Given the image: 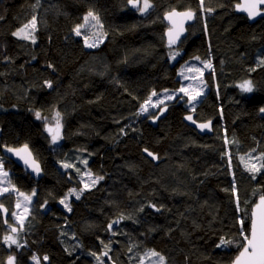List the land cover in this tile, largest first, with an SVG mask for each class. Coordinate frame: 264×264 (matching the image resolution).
<instances>
[{"label": "trees", "instance_id": "16d2710c", "mask_svg": "<svg viewBox=\"0 0 264 264\" xmlns=\"http://www.w3.org/2000/svg\"><path fill=\"white\" fill-rule=\"evenodd\" d=\"M237 1L204 0L201 7L200 0H149L141 12L128 0H0V147L29 145L44 170L35 179L4 156L15 187L36 195L16 244L5 239L11 230L0 211V263L15 255L17 264H36L33 257L96 264L95 255L107 251L116 264H136L149 248L164 264L232 262L243 243L239 220L247 232L264 194V169L249 171L243 158L254 151L264 163V16L249 21L235 10ZM172 9L196 11L175 61L164 19ZM89 11L106 34L95 47L74 32ZM33 17L36 42L13 35ZM194 56L211 61L209 89L193 110L179 98L150 123L141 105L154 91L179 88V68ZM246 77L254 82L251 94L238 86ZM53 110L62 118L58 145L35 119ZM189 111L199 121L213 119V133L187 124ZM106 146L112 162L83 190L75 213L46 221L45 207L82 186V163ZM16 198L0 196L9 222ZM222 238L232 243L218 247Z\"/></svg>", "mask_w": 264, "mask_h": 264}, {"label": "rangeland", "instance_id": "374dc122", "mask_svg": "<svg viewBox=\"0 0 264 264\" xmlns=\"http://www.w3.org/2000/svg\"><path fill=\"white\" fill-rule=\"evenodd\" d=\"M142 6H143V2H142ZM88 13H86V16L88 15ZM92 13L99 18V24H97L96 21L93 20L91 17H89L87 21L84 18L83 23L80 24L83 25V27L80 28L81 34L80 35L76 34L77 27L74 30L75 35L77 37L83 38L85 44L88 47L91 44H95L96 46H98L106 38V34L102 27V22L100 20V17L96 13L94 12ZM32 20L33 19L29 20L26 24H24V25H28V28H26L24 32L21 35H19V37L31 39L34 42H36L37 21L35 18V28L33 29L30 23ZM24 25L21 26L19 29H17L15 32L23 28ZM181 54H182L181 49H179L178 47H172L170 55L173 61H175ZM197 57L199 59H197ZM209 63L211 64V61L208 58L202 56H194L185 60L179 68V76L181 79L180 87L176 89L168 88V89H163L161 91L152 92L150 96L141 105L139 109V114L143 116H152L154 113L157 112V110L162 104L175 101L176 99L179 98H182L188 110H193L200 101V99L205 95V93L209 89V84L205 77L206 73L212 68V64L211 67H207V64ZM246 80L251 81L252 84L251 92L244 91L241 88V84ZM238 86L240 90L245 94H251L254 91V82L252 81V79L247 77L241 79L238 82ZM182 88L187 89V92L181 91ZM153 93H155V95H153ZM197 93H199V95H197ZM192 96H195L196 99L190 100V97ZM146 101L148 103H146ZM142 107L146 108L147 111H143ZM36 114H35V119L39 121V123L41 124L44 134L47 137H49L52 144L58 145L63 140V134H61V136L58 138L57 141L53 140V134L55 133L57 124L58 123L62 124V118L59 112L57 110H53L49 115H43L39 113L40 114L39 118L37 117ZM49 129H51V131H49ZM243 156H244L243 157L244 161L248 167L255 165L257 168H260V165L262 163L260 161V156L254 154V151H249L243 154ZM112 159H113L112 149L110 146H106L103 149V151L100 154H98L96 157L88 160L87 162H85V164L83 162L82 165H84L85 167L80 175L82 186L71 187L57 204L47 205L45 207V212H46L45 220L48 221L51 214H58L63 217H70L71 215H73L77 209V205H78L77 201L81 196L83 190L94 185L101 177H103L106 174L107 168L111 164ZM6 161L7 159L4 157V155L1 153L0 150V196L7 192H13L16 195L17 198L11 213V220L13 223L19 225L21 228H24L27 217L33 207V202L35 199L36 192L35 191L30 193L23 192L15 187V185L11 182L10 179L11 169L7 168ZM61 166L63 168L66 167L64 163H62ZM4 173H7V175H3ZM5 189H7V191H5ZM16 234L17 233L11 231L6 236H11L13 239H15L17 243L19 239L18 236H16ZM6 241L10 245L16 244V243H12L11 240H6ZM152 252L159 253L156 250L149 248L145 251V253L141 255L140 259L136 264H161L159 256L162 255L159 253V256H154L151 254ZM95 260H96V264H116L114 261H112V259H110V255L107 251H104L100 255L99 254L95 255ZM32 261L36 264H41V261L37 257H35V259H33Z\"/></svg>", "mask_w": 264, "mask_h": 264}, {"label": "snow or ice", "instance_id": "6c2138e0", "mask_svg": "<svg viewBox=\"0 0 264 264\" xmlns=\"http://www.w3.org/2000/svg\"><path fill=\"white\" fill-rule=\"evenodd\" d=\"M130 4L133 5V7H137L140 5V0H128ZM204 0H200V6L203 7ZM151 7V4L149 0H143V6L139 7V11L144 12L147 11L148 8ZM237 8H242V10L246 11L249 15V17H255L257 15H261L264 13V0H244L243 5H237ZM207 12L213 11V9L208 8L205 9ZM194 16V13L192 10H187L185 12H176L173 10L172 12L166 14V18L169 20H173V17H182L184 19H192ZM91 17L93 20L96 21L97 24H99V18L95 16L91 11H89L88 15L85 17V20L87 21L88 18ZM32 28H35V17H33V20L30 22ZM173 23H175L173 21ZM83 25H79L76 28V34L80 35V28H82ZM28 28V25H24L23 28H21L19 31L14 32V36L21 35L24 30ZM182 30V29H181ZM169 44L175 43L176 39L179 38V33L177 32L175 36H173V29H169ZM34 39V37H33ZM87 41V38H86ZM95 44L89 45V47H95ZM197 59H199L197 57ZM264 63V62H262ZM207 67H211V64H207ZM49 86H51V83L48 82ZM241 88L244 91L251 92L252 91V84L251 81H244L241 84ZM183 92H187V89H181ZM155 95V93H153ZM199 95V93H197ZM196 97L192 96L190 97V100H195ZM146 103H148L146 101ZM143 111H147L146 108L142 107ZM262 112H264V108L261 109ZM39 118L40 114H36ZM188 119H191L189 116ZM202 128L208 127L207 124L201 125ZM51 131V129H49ZM58 138V136H53V140L55 141ZM27 149V146L25 145V150ZM9 151H12V149H9ZM147 152V149H145ZM149 155H153L152 153H148ZM17 155H19V151H17ZM30 155V154H29ZM262 159H264V154H262ZM25 163H28V160H25ZM33 166L36 168L37 171H39L38 166L35 165L33 162ZM261 169H264V163H261L260 168H257L255 165H252L249 168V171L252 172H259ZM3 175H7V173H4ZM102 179V177H101ZM7 191V189H5ZM235 188H233V192L235 193ZM237 204H239V197L237 196ZM239 224L241 225V231L240 235L243 239V243L241 244L242 250L239 252V255L236 257L234 264H264V195H261L259 198V203H257L251 213V225L250 228L247 230V232L244 229L245 220L241 219L239 220ZM16 229H13V232H15ZM6 240H11L12 243H16L15 239H13L11 236H6ZM232 243L231 240L222 238L220 241V244L217 245L218 247L222 245H228ZM154 256H159V253L152 252L151 253ZM35 259V257L33 258ZM45 260L48 259V257H44ZM161 264H163L164 257L159 256ZM13 257H9V264H12Z\"/></svg>", "mask_w": 264, "mask_h": 264}, {"label": "water", "instance_id": "95a60500", "mask_svg": "<svg viewBox=\"0 0 264 264\" xmlns=\"http://www.w3.org/2000/svg\"><path fill=\"white\" fill-rule=\"evenodd\" d=\"M141 2L142 1L140 0V5H138L137 7H133L132 4H130V3L129 4L133 8V10L138 11L139 7H141V4H142ZM243 3H244V0H238L235 3V10L238 13H242V14L246 15L248 17L249 21L253 22V21L259 19L260 17L264 16V13H262L261 15H257L255 17H249V15L246 11L242 10V8L236 7L238 4L243 5ZM173 10H175L176 12H185L187 10H192L194 13V16L190 20L184 19L182 17H173V20L167 19L166 14L172 12ZM164 19H165L166 23L168 24V28L166 29V32H165L167 44H168V46H176V45L180 44L181 40L184 37L187 36L189 25L193 24L196 21V11L194 9H183V10L172 9V10L167 11L164 14ZM173 21L175 23H173ZM169 29H173V36H175L177 32L179 33V38L176 39L175 43H173V44H169V35H168ZM181 101H182V98L179 99V102H181ZM170 106H171L170 103L162 104L159 107V109L157 110L155 115L149 116V118H148L149 122L154 124V125H157L158 121L168 114ZM189 116L191 117V119H188ZM195 116H196L195 111H189V112L184 114L183 119L185 122H187V124L196 128L198 130V132H200L201 134H206V133L212 134L213 133V119L205 120V121H199L195 118ZM204 124H207L208 127L202 128L201 125H204ZM62 130L63 129H62L61 123H58L53 136L55 135V136H58V138H59L62 134ZM58 138L55 141H57ZM25 145L27 146L26 150H25ZM0 149H1V152L3 153L4 156H6V157L10 158L11 160L17 162L22 168H24L35 179H41L42 176L44 175V170H43L42 164L36 158L35 154L31 150L29 145H27V144H22L19 146L2 145L0 147ZM9 149H12V151H9ZM17 151H19V155H17ZM144 152L147 154L152 153L153 155H149V156L156 163H158L160 161L158 153H156L152 150H149V149H147V152L144 149ZM25 160H28V163H25ZM33 162L35 163L36 166H38L39 171H37L36 168L33 166ZM262 195H264V194H262ZM260 196L257 198L255 203L253 204L251 213H252L255 205L257 203H259ZM0 211H1L2 216H3L5 226L8 229H10L12 232H13V229H16V231L14 233H17L19 231V226L13 222H9L10 209L8 208V206L6 204L0 202ZM250 225H251V222H250ZM241 250H242V248L239 250V252ZM239 252L234 257V259L232 260V262L230 264H234V261H235L236 257L239 255ZM9 257H13L12 264H17L15 255H10ZM9 257L7 258V261L4 264H9ZM0 264H2V263H0Z\"/></svg>", "mask_w": 264, "mask_h": 264}, {"label": "bare ground", "instance_id": "6f19581e", "mask_svg": "<svg viewBox=\"0 0 264 264\" xmlns=\"http://www.w3.org/2000/svg\"><path fill=\"white\" fill-rule=\"evenodd\" d=\"M166 43H167V41H166ZM167 45H168V44H167ZM178 45H179V44H178ZM176 46H177V45H176ZM169 47H171V48H172V47H175V46H169Z\"/></svg>", "mask_w": 264, "mask_h": 264}, {"label": "flooded vegetation", "instance_id": "af4514ba", "mask_svg": "<svg viewBox=\"0 0 264 264\" xmlns=\"http://www.w3.org/2000/svg\"><path fill=\"white\" fill-rule=\"evenodd\" d=\"M170 103V102H169ZM156 113H154L153 115H155Z\"/></svg>", "mask_w": 264, "mask_h": 264}]
</instances>
